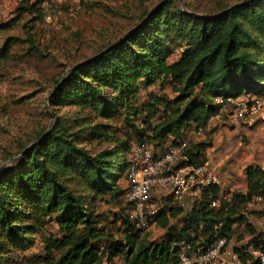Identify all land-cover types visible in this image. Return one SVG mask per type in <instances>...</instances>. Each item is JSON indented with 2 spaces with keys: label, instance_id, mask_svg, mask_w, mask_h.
<instances>
[{
  "label": "trees",
  "instance_id": "trees-1",
  "mask_svg": "<svg viewBox=\"0 0 264 264\" xmlns=\"http://www.w3.org/2000/svg\"><path fill=\"white\" fill-rule=\"evenodd\" d=\"M31 1L21 0V14L37 12L42 20L38 3L43 0ZM18 41L3 42L0 61L11 58ZM176 49L179 55L171 59ZM261 95L264 0H217L216 8L203 13L183 8L179 0H162L122 38L55 82L49 104L76 109L84 123L57 117L48 132L0 170V264H179L184 247L205 250L220 238L231 244L239 225L246 226L250 239L232 249L242 264H259L244 248L252 244L264 251V232L247 217L253 199L260 198L264 209L261 166L249 165L247 190L227 200L217 186L187 208L166 199L155 218L166 230L158 241L136 230L126 213V195L134 146L159 153L170 143L180 145L186 158L180 164L202 166L211 141L187 139L225 115L217 100ZM84 139L105 146L94 151ZM125 176L123 189L119 181ZM107 196L121 211L115 231L104 223L109 218L94 212L95 201ZM38 244L40 255L26 254Z\"/></svg>",
  "mask_w": 264,
  "mask_h": 264
},
{
  "label": "rangeland",
  "instance_id": "rangeland-1",
  "mask_svg": "<svg viewBox=\"0 0 264 264\" xmlns=\"http://www.w3.org/2000/svg\"><path fill=\"white\" fill-rule=\"evenodd\" d=\"M35 1L38 0L31 2ZM179 1L183 8L189 5L199 13L217 6V0ZM161 2L162 0H43L38 3L44 13L41 20L37 12L21 14V0H0V47L8 37L19 38L11 50V58L0 61V170L18 158L25 146L30 147L40 133L48 132L57 117L70 124L77 122L75 120L84 123L76 109H56L49 104L48 98L55 82L76 63L122 38L139 23L144 13ZM30 39L33 45L28 42ZM32 47L35 49L30 51ZM178 55L179 50L176 49L170 57L174 59ZM167 92L172 95L169 88ZM234 110V103L228 105L221 120L211 121L207 131L190 134L187 142L211 141L207 149L208 162L224 181L230 182L229 187L235 190L244 185V173L249 165L264 168V122L249 125L238 120ZM76 131L78 132V128ZM86 135V132L80 133L81 137L85 138ZM84 145L94 151L105 146L87 140ZM119 184L123 189L128 188L127 176ZM164 194V191L152 193L153 202L159 207L158 212L166 199L174 200L171 195ZM94 206L95 214L109 218L104 223L110 228L115 227L113 231L116 226H120L117 214L121 211L110 197L96 200ZM262 210L261 200L253 199L247 212L249 221L259 232H264V215L258 213ZM236 232L230 244L232 248L246 245L250 239L246 226H237ZM165 233L166 230L155 221L148 229L147 236L149 241H158L162 240ZM239 236L243 238L241 243L237 241ZM42 251V245L38 244L26 254L40 255Z\"/></svg>",
  "mask_w": 264,
  "mask_h": 264
},
{
  "label": "built area",
  "instance_id": "built-area-1",
  "mask_svg": "<svg viewBox=\"0 0 264 264\" xmlns=\"http://www.w3.org/2000/svg\"><path fill=\"white\" fill-rule=\"evenodd\" d=\"M221 112H225L228 105L234 103L235 117L249 125L255 122H264V95L252 98L218 99ZM213 117L211 121L215 120ZM183 146L168 144L163 152H155L145 145L136 146L131 155V168L128 173L130 189L126 195L129 206L126 213L136 230L145 235L158 215L156 202H153L154 191H164L171 195L183 207L199 198L209 187L220 188V197L227 200L224 193V180L210 162L202 166L189 163L180 164L186 159ZM177 169H172V168ZM259 200H261L259 198ZM213 206L219 205L214 200ZM248 253L264 264V251L250 244L244 248ZM179 264H242L227 238H220L210 244L205 250L191 251L184 247L178 257Z\"/></svg>",
  "mask_w": 264,
  "mask_h": 264
},
{
  "label": "crops",
  "instance_id": "crops-1",
  "mask_svg": "<svg viewBox=\"0 0 264 264\" xmlns=\"http://www.w3.org/2000/svg\"><path fill=\"white\" fill-rule=\"evenodd\" d=\"M245 175H244V185H242V186H239L237 189H232L231 187H229V184H230V182L229 183H227L226 182V180L224 181V187H223V190H224V193L226 194V195H231L233 192H235V191H241V192H245L246 190H247V174H246V169H245V173H244ZM235 181V180H234ZM239 188H241V189H239Z\"/></svg>",
  "mask_w": 264,
  "mask_h": 264
}]
</instances>
